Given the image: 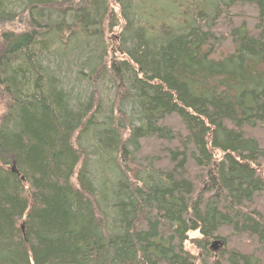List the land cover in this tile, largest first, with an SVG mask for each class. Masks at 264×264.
Listing matches in <instances>:
<instances>
[{
  "label": "trees",
  "instance_id": "trees-1",
  "mask_svg": "<svg viewBox=\"0 0 264 264\" xmlns=\"http://www.w3.org/2000/svg\"><path fill=\"white\" fill-rule=\"evenodd\" d=\"M0 22V264H264V0Z\"/></svg>",
  "mask_w": 264,
  "mask_h": 264
},
{
  "label": "rangeland",
  "instance_id": "rangeland-1",
  "mask_svg": "<svg viewBox=\"0 0 264 264\" xmlns=\"http://www.w3.org/2000/svg\"><path fill=\"white\" fill-rule=\"evenodd\" d=\"M21 28L19 26V24L17 22H0V34L3 32H18L20 31ZM216 55H219V53H217ZM189 251H193V248L187 246ZM218 248V244H213L212 245V249L216 251Z\"/></svg>",
  "mask_w": 264,
  "mask_h": 264
},
{
  "label": "water",
  "instance_id": "water-1",
  "mask_svg": "<svg viewBox=\"0 0 264 264\" xmlns=\"http://www.w3.org/2000/svg\"><path fill=\"white\" fill-rule=\"evenodd\" d=\"M11 172H12V173H16V169H15V164H14V162H13V165H12V168H11Z\"/></svg>",
  "mask_w": 264,
  "mask_h": 264
},
{
  "label": "bare ground",
  "instance_id": "bare-ground-1",
  "mask_svg": "<svg viewBox=\"0 0 264 264\" xmlns=\"http://www.w3.org/2000/svg\"><path fill=\"white\" fill-rule=\"evenodd\" d=\"M187 234V233H186Z\"/></svg>",
  "mask_w": 264,
  "mask_h": 264
}]
</instances>
